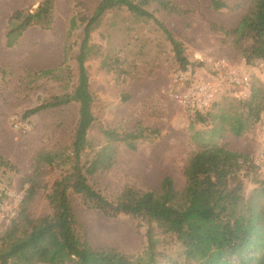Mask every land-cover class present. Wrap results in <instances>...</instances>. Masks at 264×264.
<instances>
[{
	"label": "rangeland",
	"instance_id": "1",
	"mask_svg": "<svg viewBox=\"0 0 264 264\" xmlns=\"http://www.w3.org/2000/svg\"><path fill=\"white\" fill-rule=\"evenodd\" d=\"M40 1L0 0V155L15 166H0V205L15 204L16 212L22 208L31 218L48 211L44 194L68 167L59 159L49 164L39 156L56 152L66 158L78 105L70 101L26 118L23 113L52 95L71 93L78 76L76 55L83 26L100 0H54L50 27L32 25L7 47L6 32L16 24L10 20L12 12L33 10ZM170 1L184 12H166L154 2L147 8L182 42L187 67L195 76L210 82L214 96L203 113V121L191 118L172 97L173 76L180 67L163 31L152 20L136 17L124 8L108 10L100 17L90 32L93 52L85 62L94 98V121L87 133L88 146L82 162L100 146L113 145V166L89 176V183L110 201L126 187L156 190L165 176L181 189L184 165L206 145L223 146L250 158L260 148L264 131V62L246 64L235 36L225 32L252 9L253 1L224 0L227 7L220 9H213L211 0ZM72 18L75 26L70 28ZM229 68L247 77V83L236 81ZM245 102L260 108L257 120L247 115ZM236 118L244 124L240 135L230 129ZM15 123H27L28 129L22 131ZM140 128H156L158 133L144 131V137L135 140L134 148L123 141L110 142L102 132L112 129L122 135ZM240 174L247 195L261 179L256 172L245 169ZM28 176L38 186L34 196L24 200L28 185L24 180ZM70 199L77 229L94 249L113 248L145 263L146 233L151 228L157 239L155 264H195L184 258L173 236L160 234L153 223L123 213L105 215L73 193ZM0 211L1 237L10 229L12 220L5 215V209ZM14 221L17 234L27 230L20 214ZM252 264H264V252Z\"/></svg>",
	"mask_w": 264,
	"mask_h": 264
},
{
	"label": "trees",
	"instance_id": "2",
	"mask_svg": "<svg viewBox=\"0 0 264 264\" xmlns=\"http://www.w3.org/2000/svg\"><path fill=\"white\" fill-rule=\"evenodd\" d=\"M253 6L242 15L232 28L225 30L235 36L246 64L255 60L264 62V0H252ZM154 2L161 10L181 14L184 12L170 0H100L86 19L83 36L76 55L78 76L71 93L52 95L23 113V118L47 108L75 101L78 116L70 145L64 158L59 153H43L41 160L51 164L57 159L68 164L45 192L48 211L31 218L23 209L10 218L11 227L0 237V264H155L157 239L152 229L146 233L148 257L145 263L113 248L94 249L87 236L77 229V218L71 205L70 193L81 197L83 203L108 216L127 214L154 224L157 232L173 236L181 245L185 259L195 264H252L264 252V181L244 194L240 171L255 172L250 156L214 144L206 145L190 156L183 167L184 186L177 189L169 176L162 178L158 189L141 191L124 188L110 201L89 183V176L110 169L114 164L115 148L106 143L92 157L82 162L88 146L87 133L94 121L93 94L85 62L93 52L89 44L90 32L108 10L124 8L136 17L152 20L165 34L180 69L186 68L188 59L181 41L172 36L147 6ZM54 0H41L33 10L16 9L10 20L16 24L6 32L5 44L10 47L24 30L32 25L48 28L53 22ZM213 9L227 7L224 0H211ZM75 26V18L70 28ZM247 115L259 118L260 108L244 103ZM203 113L194 120L203 121ZM244 124L239 118L231 124V131L240 135ZM144 131L157 134L156 128H140L122 135L112 129H103L110 142L123 141L135 147V140L144 137ZM0 166L15 168L0 155ZM23 199L34 196L37 181L28 176ZM20 214L27 230L17 234L14 219Z\"/></svg>",
	"mask_w": 264,
	"mask_h": 264
},
{
	"label": "built area",
	"instance_id": "3",
	"mask_svg": "<svg viewBox=\"0 0 264 264\" xmlns=\"http://www.w3.org/2000/svg\"><path fill=\"white\" fill-rule=\"evenodd\" d=\"M229 72L233 74L236 81L247 83V77L237 74L233 68H229ZM239 77L240 79H238ZM213 96L214 90L210 82L195 76L189 67L186 66V68L180 69L174 74L172 97L187 110L191 118L196 113L204 112L209 107ZM15 127H20L22 131L28 129L27 123H15ZM250 162L259 178L264 181V131L260 148L252 154ZM16 208L15 204L8 207L0 205V209H5V215L9 218L16 215Z\"/></svg>",
	"mask_w": 264,
	"mask_h": 264
}]
</instances>
